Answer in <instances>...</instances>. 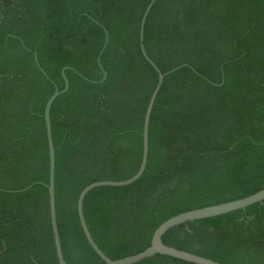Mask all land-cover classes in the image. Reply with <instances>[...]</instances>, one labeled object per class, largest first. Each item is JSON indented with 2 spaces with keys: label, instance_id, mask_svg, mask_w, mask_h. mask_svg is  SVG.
<instances>
[{
  "label": "trees",
  "instance_id": "trees-1",
  "mask_svg": "<svg viewBox=\"0 0 264 264\" xmlns=\"http://www.w3.org/2000/svg\"><path fill=\"white\" fill-rule=\"evenodd\" d=\"M151 0H0V264H59L51 224L44 108L52 103L55 204L68 264H100L77 200L96 180L140 167L144 115L158 81L140 43ZM97 20V21H96ZM144 47L165 75L149 123L146 169L83 202L112 259L147 248L180 212L264 188V0H155ZM36 51L41 67L35 60ZM185 64V65H183ZM27 188V189H25ZM163 241L225 264H264V200L171 227ZM131 264H195L155 253Z\"/></svg>",
  "mask_w": 264,
  "mask_h": 264
},
{
  "label": "water",
  "instance_id": "water-1",
  "mask_svg": "<svg viewBox=\"0 0 264 264\" xmlns=\"http://www.w3.org/2000/svg\"><path fill=\"white\" fill-rule=\"evenodd\" d=\"M155 0H151L149 4L147 5L145 12L142 16L141 20V25H140V45H141V50L146 57V59L152 64V66L157 70L158 72V81L155 86V89L153 90L148 105L147 109L144 115V128H143V154H142V160L139 169L137 172L123 180H111V179H104V180H96L93 181L89 184H87L79 193L78 200H77V209H78V215L80 219L81 226L83 228V231L88 239V242L90 245L93 247V249L101 256V258L104 260L103 263L100 264H131L134 262H137L143 258L149 257L154 255L155 253H164L168 254L171 256H175L178 258H181L183 260L195 263V264H225L220 261L214 260L212 258L199 255L172 245H168L163 241V234L170 229L171 227H174L176 225L191 221V220H196L200 219L203 217L207 216H212V215H218L222 214L234 209L238 208H243L246 207L247 205H250L254 202L262 201L264 200V188L260 189L257 192H254L248 196L234 199L231 201H226V202H221L217 204H212V205H207L187 211L180 212L176 215H173L163 221L153 232L152 239L150 245L145 248L144 250L128 255L122 258H117V259H112L110 258L105 252L99 247V245L96 243L94 240L93 236L91 235V232L89 230V227L87 225L85 216H84V211H83V202L84 198L87 194V192L92 189L93 187L100 186V185H114V186H120V185H126L129 183L134 182L137 180L144 170L146 169V164H147V159H148V151H149V123H150V117H151V112L154 106L155 98L157 96V93L160 89V86L163 82V79L166 74L174 71L180 66L173 67L168 71L163 72L157 64L150 58V56L147 54L143 39H144V25H145V20L147 17V14ZM97 21V20H96ZM100 25L103 26L105 30V40L104 44L102 46V49L99 52V55L97 57V62L98 65L101 69L102 72V77L99 80H94L90 79L87 76H85L82 72L79 70L73 68L72 66H65L61 70V74L63 76L65 85L62 89H60L58 86L55 87L54 92L49 96L48 100L46 101L45 108H44V119L46 123V132H47V138H48V147H49V182L47 183L48 190H49V203H50V216H51V224H52V230L54 234V242L56 246V253L58 257L59 264H68L67 261L64 258L63 250H62V244L60 240V234H59V229H58V224H57V216H56V204H55V146L53 142V136H52V124H51V116H50V110L53 101L55 98L65 92L69 88V79L66 75L65 70L70 68L73 69L76 73H78L82 78L92 81V82H103L106 77H107V71L105 67L103 66L101 62V54L103 53L109 39V31L107 28L97 21ZM35 55V60L37 65L40 67L42 72L47 75L46 71L41 67L40 62L38 60V56L36 51H34ZM185 65V64H183ZM27 189V188H25Z\"/></svg>",
  "mask_w": 264,
  "mask_h": 264
}]
</instances>
